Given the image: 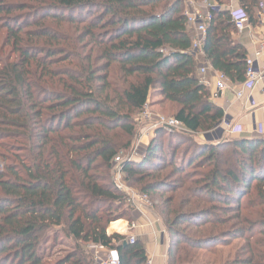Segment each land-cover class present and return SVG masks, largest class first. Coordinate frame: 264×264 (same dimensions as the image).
<instances>
[{"label":"trees","instance_id":"trees-1","mask_svg":"<svg viewBox=\"0 0 264 264\" xmlns=\"http://www.w3.org/2000/svg\"><path fill=\"white\" fill-rule=\"evenodd\" d=\"M32 1L39 6L0 4L14 56L0 60V264H94L81 244L116 251L120 264H147L140 241L124 246L127 238L107 229L132 211L112 163L133 147L135 116L152 91L176 107L188 132L155 130L145 158L122 173L148 197L170 193L168 264L196 263L206 244L238 238L245 243L226 264H264L255 241L264 237V139L200 140L225 115L198 78L184 0ZM236 1L258 26L261 1ZM25 10L33 18L22 24L15 13ZM49 16L75 32L44 28ZM236 33L229 11L212 12L202 50L216 72L241 84L248 54ZM51 233L75 242L54 262L44 257Z\"/></svg>","mask_w":264,"mask_h":264},{"label":"rangeland","instance_id":"rangeland-1","mask_svg":"<svg viewBox=\"0 0 264 264\" xmlns=\"http://www.w3.org/2000/svg\"><path fill=\"white\" fill-rule=\"evenodd\" d=\"M204 1V0H203ZM23 2H27L26 4L32 3L34 4H38V5H34V6H39V3H35L32 0H6L5 2H0V4L3 3H7V4H18L20 5L21 3L23 4ZM25 5V4H23ZM186 6H184L185 9ZM30 11H21L18 13H15L16 16H18V18L20 19V23L24 24L25 22H27V20L30 18L32 20L33 17H28L31 16V14L29 15ZM28 15V16H27ZM8 15L5 14H0V60L2 58H10L12 57L14 59L13 56V45L12 42H9V34L6 31L5 28H2L3 23L5 21H3L5 18H7ZM33 16V14H32ZM46 22V25H43V22L41 23L43 26H45L44 28L47 27L48 28H55L57 30V32H60L61 34H65V33H74L75 31V27L73 26H69V25H61V26H57L54 25V21L51 20V17H47L46 20L44 21ZM52 24V25H51ZM51 26V27H50ZM41 27H30V28H26L25 30H37L40 29ZM55 32V31H53ZM26 43L25 45H34L35 41H25ZM39 44H43V43H39ZM49 44V43H48ZM176 112V107L172 106L170 104H165V102L163 101L162 97H160V95L156 94L155 92L152 91L151 96L149 98V101L146 105V107L144 108V110L135 116V128H136V135L133 138V147L130 148L129 150L125 151V149L119 151L118 155L124 158L127 157H137L140 158L141 160H143L146 156V152L148 147L150 146L151 143V139L152 136L154 134V131H152V125L155 123V121H157L160 118H164V119H172L174 118V113ZM174 132V131H173ZM182 132V131H180ZM184 133V132H182ZM147 136H144V135ZM161 134H167L166 131H161ZM174 134V133H172ZM187 138H191L186 136ZM195 137L197 138V134H195ZM228 138L232 139L230 135L227 136ZM226 137V138H227ZM227 138V139H228ZM165 142L163 144L164 150H166V144H167V137L165 138ZM187 147V144H183L182 146L179 147V149L176 152V162H178L179 159V154H181V152ZM114 162V161H113ZM171 170L168 168L163 172V175L166 176L167 174H169ZM115 170H114V165L112 163V176H113V183L116 186V182H115ZM124 176V175H123ZM125 180V177H124ZM172 182V180H171ZM125 184H127V187L129 189H131L132 191L142 194L139 191V188L130 185V183L128 181L125 180ZM119 187V186H118ZM117 187V188H118ZM120 188V187H119ZM118 188V189H119ZM120 191H122L124 194L125 192L123 191V189H119ZM144 195V194H142ZM162 195V194H160ZM126 196V194H125ZM170 196V193H165L164 196L162 195V197L160 196H152V197H148L150 199V212L154 215V217L156 219L159 220L160 224L162 225V228L165 229L166 231V226H167V222L168 220H173L174 216H170L169 214V210L167 208H165L163 206V202L165 200L166 197ZM127 197V196H126ZM127 204L131 207L132 211L129 213H126V217L122 218V219H118L115 222H113L112 224H110V226L107 229V234L109 236L110 231L111 232H117L120 231L122 232L123 230H125L128 226H131V218L133 215H135L134 213L139 212L137 210V208L133 207L131 204H129L127 202ZM176 207H174L173 209H175ZM192 209L191 207H187L185 210H189ZM144 211V210H142ZM141 211V212H142ZM133 214V215H132ZM129 228V227H128ZM183 227H181L182 229ZM228 228H231V225H227L225 227H220V229H212L211 226H207L205 229L206 230H210V233L212 230H214L213 232L215 234H220L222 232V230H227ZM110 230V231H109ZM205 230V231H206ZM116 233L110 234V236L115 235ZM53 233L50 234V238H52V240L48 241V243H46L45 245V250H44V257L46 258L45 260L48 262H54L56 260H58L59 258L64 257L68 252H70L73 248V246L75 245V242L70 239L67 238L65 236V234H59L57 239L55 240L53 238ZM124 235V234H123ZM128 239V237H127ZM255 241H258V245L257 246H261L264 245V237L263 236H259L258 239L256 238ZM245 243V240H241V239H234V240H230V241H224V242H213L210 244H206L207 247H209L207 250H199L198 252H196V254L198 255L197 257H201L200 260L196 263L193 264H226L229 261H232L236 255L237 250ZM169 244V237H168V232L166 231V247ZM81 246L86 250L87 254L89 255V257L92 259V261L95 264V258L96 257H101L99 252L96 253L95 250H91L90 245H85V244H81ZM259 249V247H258ZM209 250V251H208ZM213 250V251H211ZM106 251V250H104ZM201 251V252H200ZM211 251V252H210ZM102 253V252H101ZM115 257H117V253L114 254ZM167 256V255H166ZM163 264H168V260L167 257L166 259L164 258L163 260Z\"/></svg>","mask_w":264,"mask_h":264},{"label":"crops","instance_id":"crops-1","mask_svg":"<svg viewBox=\"0 0 264 264\" xmlns=\"http://www.w3.org/2000/svg\"><path fill=\"white\" fill-rule=\"evenodd\" d=\"M213 4V0H204L196 2L194 0H184L185 12L192 14L195 12H206V3ZM230 5V4H229ZM234 8L238 7L234 3ZM190 36L194 39L196 32L189 27ZM264 36V23L258 26L247 28L242 33L237 32L234 36L235 41L242 45L248 54V58H255L259 54V41ZM262 62L264 58L262 57ZM197 72L200 68H207L206 88L212 94L215 89L216 77L219 74L205 59L200 57L196 60ZM230 88L224 92L216 100H211L212 103L223 110L224 115L227 114L234 125L241 126L243 132L241 134L230 135L231 138H259L255 132V125H261L264 130V79L260 82H244L241 84L232 83L229 81ZM242 92L243 97H237V94ZM226 127V126H224ZM224 127L222 129H224ZM222 137H227L229 134L222 133ZM201 141L203 139L200 138ZM132 216L131 228H126L122 232L115 231L114 233L130 238L133 236L136 241H140L144 247L148 259H152L154 264H163L164 258L168 252L166 247V231L162 228L159 220L149 212H137ZM124 234V235H123Z\"/></svg>","mask_w":264,"mask_h":264},{"label":"built area","instance_id":"built-area-1","mask_svg":"<svg viewBox=\"0 0 264 264\" xmlns=\"http://www.w3.org/2000/svg\"><path fill=\"white\" fill-rule=\"evenodd\" d=\"M261 1V6L257 12V16L261 23H264V0ZM206 12H195L188 15V26L193 28L195 30L196 36L193 39V46L190 51V55H192L195 58V61L199 59L200 57H204L203 54V44L205 42L206 32H207V22L211 20V14L215 11H221V10H227L229 11L230 17L232 22L235 24L236 30L239 33L244 32L247 30V28H250V25L248 24V19L245 15V13L240 9V7L234 8V3H237L236 0H230V5L228 6H220L218 3L214 2L213 4H208L206 1ZM238 4V3H237ZM259 45V54L255 58H248L247 59V71H246V81L245 82H260L264 79V62H262V57L264 58V36L261 38V40L258 43ZM207 68H200L197 72L198 78L200 79L201 83L206 85V75H207ZM229 79L219 73L216 77L215 82V89L214 92L211 94V100H216L220 96L224 94L225 91H227L230 86L228 85ZM238 99L243 97V93L240 92L237 94ZM226 126V127H224ZM224 127V129H222ZM157 129H165L167 131L173 132V131H182V132H188L182 123L177 121L176 119H164L160 118L152 125V131H155ZM243 132L241 126L234 125L232 120L228 117L227 114H225L223 121L220 123L219 127L212 133H208L204 135L203 141L206 143H218L223 137L222 133H227L229 135H235V134H241ZM255 132L259 136V138L264 139V130L261 125H255ZM144 136H147L146 134ZM207 136V138H206ZM148 137V136H147ZM211 140V141H209ZM140 158L131 156V157H121L116 156L113 162L114 170L116 173L115 182L116 187H120L123 189L127 196V202L131 204L133 207L137 208L139 212H149L150 211V199L147 195H142L139 193H136L129 189L127 187V184H125L124 176L122 173L123 165L127 161L137 162ZM118 187V188H119ZM119 188V189H120ZM129 227V226H128ZM127 227V228H128ZM134 228V227H132ZM130 226V229H132ZM129 229V228H128ZM129 244H134L136 242V239L131 236L126 240ZM125 242V241H124ZM123 242V243H124ZM91 250H95L96 253L99 252L101 257L95 258V264H120V260L117 257L114 256L115 253H117L114 250H110L107 248H104L100 245H91ZM106 250V251H104ZM102 252V253H101ZM147 264H154L152 259H148Z\"/></svg>","mask_w":264,"mask_h":264},{"label":"water","instance_id":"water-1","mask_svg":"<svg viewBox=\"0 0 264 264\" xmlns=\"http://www.w3.org/2000/svg\"><path fill=\"white\" fill-rule=\"evenodd\" d=\"M206 138H207V136H206ZM209 141H211V140H209ZM127 164V162H125V164L123 165V167L125 166ZM114 232H111L110 234H113ZM110 234H109V236H110ZM123 245L124 246H127L128 245V242L127 241H125L124 243H123Z\"/></svg>","mask_w":264,"mask_h":264}]
</instances>
